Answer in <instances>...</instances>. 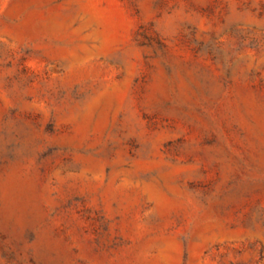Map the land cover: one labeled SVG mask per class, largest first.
I'll return each instance as SVG.
<instances>
[{
	"label": "rangeland",
	"instance_id": "374dc122",
	"mask_svg": "<svg viewBox=\"0 0 264 264\" xmlns=\"http://www.w3.org/2000/svg\"><path fill=\"white\" fill-rule=\"evenodd\" d=\"M0 264H264V0H0Z\"/></svg>",
	"mask_w": 264,
	"mask_h": 264
}]
</instances>
